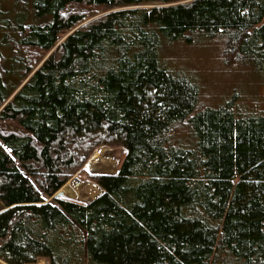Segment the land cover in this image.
<instances>
[{
  "label": "trees",
  "instance_id": "16d2710c",
  "mask_svg": "<svg viewBox=\"0 0 264 264\" xmlns=\"http://www.w3.org/2000/svg\"><path fill=\"white\" fill-rule=\"evenodd\" d=\"M17 4L0 15V264H264V109L203 105L162 56L221 38L264 76V0ZM102 146L125 150L84 179L103 193L55 198Z\"/></svg>",
  "mask_w": 264,
  "mask_h": 264
},
{
  "label": "rangeland",
  "instance_id": "374dc122",
  "mask_svg": "<svg viewBox=\"0 0 264 264\" xmlns=\"http://www.w3.org/2000/svg\"><path fill=\"white\" fill-rule=\"evenodd\" d=\"M17 0H0V15L13 17L21 8L16 5ZM26 2V0H23ZM25 4V3H24ZM23 5V4H21ZM8 12V16L6 15ZM91 15L100 13V10L90 9ZM3 23L0 22V55L10 58L11 47L4 42ZM225 40L198 39L191 43L178 42L167 48L162 56L172 68L190 76L198 84L201 92V103L205 106L217 107L235 98L237 106L248 110L264 109V76L253 74L252 69L238 66L234 60L226 55ZM3 66V59L0 60ZM251 70V71H250ZM104 150L97 156L95 162H90L96 151ZM92 154L85 166L75 174L60 192L69 199L86 202L92 200L84 195L86 187L74 186V180L84 182L89 176L98 174H116L120 164L125 159V150L122 147H99ZM87 175V176H86ZM88 182V180L86 181ZM95 199V198H94ZM54 203L52 199H47ZM3 209L0 206V211ZM36 264H48L46 259H40Z\"/></svg>",
  "mask_w": 264,
  "mask_h": 264
},
{
  "label": "crops",
  "instance_id": "0c3cea01",
  "mask_svg": "<svg viewBox=\"0 0 264 264\" xmlns=\"http://www.w3.org/2000/svg\"><path fill=\"white\" fill-rule=\"evenodd\" d=\"M102 189L95 184L91 183L90 187H86L84 195L91 199L97 198L102 194Z\"/></svg>",
  "mask_w": 264,
  "mask_h": 264
},
{
  "label": "built area",
  "instance_id": "2783aa9c",
  "mask_svg": "<svg viewBox=\"0 0 264 264\" xmlns=\"http://www.w3.org/2000/svg\"><path fill=\"white\" fill-rule=\"evenodd\" d=\"M103 153H104V150H98V151H96L95 155L92 156V158L90 159V162H95L96 159H97V156H101ZM73 185L76 186V187H80L81 185H85L83 187H90L91 182L90 181H88V182H86V181L82 182L79 179H75Z\"/></svg>",
  "mask_w": 264,
  "mask_h": 264
},
{
  "label": "water",
  "instance_id": "95a60500",
  "mask_svg": "<svg viewBox=\"0 0 264 264\" xmlns=\"http://www.w3.org/2000/svg\"><path fill=\"white\" fill-rule=\"evenodd\" d=\"M63 196H64L63 192H59V193L55 196V198L63 197Z\"/></svg>",
  "mask_w": 264,
  "mask_h": 264
}]
</instances>
